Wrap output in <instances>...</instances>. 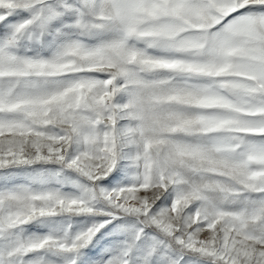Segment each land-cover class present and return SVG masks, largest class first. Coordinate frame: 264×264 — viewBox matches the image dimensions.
I'll list each match as a JSON object with an SVG mask.
<instances>
[{"label": "snow or ice", "instance_id": "obj_1", "mask_svg": "<svg viewBox=\"0 0 264 264\" xmlns=\"http://www.w3.org/2000/svg\"><path fill=\"white\" fill-rule=\"evenodd\" d=\"M0 264H264V0H0Z\"/></svg>", "mask_w": 264, "mask_h": 264}]
</instances>
